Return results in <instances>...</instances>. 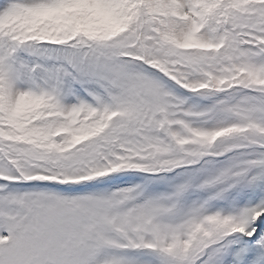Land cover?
<instances>
[{"label": "snow or ice", "instance_id": "1", "mask_svg": "<svg viewBox=\"0 0 264 264\" xmlns=\"http://www.w3.org/2000/svg\"><path fill=\"white\" fill-rule=\"evenodd\" d=\"M0 264H264V0H0Z\"/></svg>", "mask_w": 264, "mask_h": 264}]
</instances>
